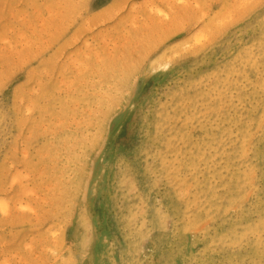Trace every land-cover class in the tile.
Masks as SVG:
<instances>
[{"label": "rangeland", "instance_id": "obj_1", "mask_svg": "<svg viewBox=\"0 0 264 264\" xmlns=\"http://www.w3.org/2000/svg\"><path fill=\"white\" fill-rule=\"evenodd\" d=\"M0 264H264V0H0Z\"/></svg>", "mask_w": 264, "mask_h": 264}, {"label": "bare ground", "instance_id": "obj_2", "mask_svg": "<svg viewBox=\"0 0 264 264\" xmlns=\"http://www.w3.org/2000/svg\"><path fill=\"white\" fill-rule=\"evenodd\" d=\"M6 206V205H5ZM7 210V209H6Z\"/></svg>", "mask_w": 264, "mask_h": 264}]
</instances>
